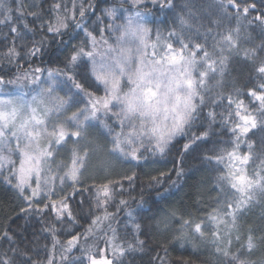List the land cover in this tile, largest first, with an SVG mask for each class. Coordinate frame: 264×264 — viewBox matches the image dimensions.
I'll use <instances>...</instances> for the list:
<instances>
[{
	"label": "snow or ice",
	"instance_id": "6c2138e0",
	"mask_svg": "<svg viewBox=\"0 0 264 264\" xmlns=\"http://www.w3.org/2000/svg\"><path fill=\"white\" fill-rule=\"evenodd\" d=\"M216 3L220 17L202 37V25L180 17L179 30H157L153 38L149 13L141 8L148 7L146 0H131L136 10L120 23L117 9L104 8L95 27L89 20L95 0H0V65L15 69L12 79L0 75V183L21 199L22 212L52 217L42 229L52 241L43 258L35 242L21 246L4 229L0 264H134L145 253H151L149 264H169L168 243L203 246L212 264H264V216L259 229L244 222L253 207L264 208V0ZM151 5L172 7L171 0ZM52 43L64 53L63 67L35 66ZM237 63L248 67V83L243 89L233 83L226 92ZM81 67L88 86L77 79ZM58 83L68 87L67 98L57 95ZM6 85L17 87L7 92ZM90 128L110 137L108 153L133 167L164 157L179 138L186 141L177 152L182 159L197 141L228 136L203 157L218 173L215 203L202 216L173 209L152 217L166 242L157 245L160 251L149 248L122 198L123 182L86 178L89 162L103 151ZM175 174L182 176L183 169ZM165 175L153 176L149 186L162 184ZM123 179L132 187L135 173ZM85 199L87 226L73 231L80 218L72 201L82 209ZM121 210L131 223V240L116 227ZM61 229L68 235L63 242Z\"/></svg>",
	"mask_w": 264,
	"mask_h": 264
},
{
	"label": "trees",
	"instance_id": "16d2710c",
	"mask_svg": "<svg viewBox=\"0 0 264 264\" xmlns=\"http://www.w3.org/2000/svg\"><path fill=\"white\" fill-rule=\"evenodd\" d=\"M41 3L42 0H36ZM96 12L90 15V23L95 27V18L101 15L104 8L117 9V23H120L122 15H126L128 11H135L131 0H95ZM147 8L141 6L142 10L149 13L147 26L152 30L153 38L157 30L166 34L169 29L176 28L179 30V18L192 17L196 25H202L200 28L201 37L205 29L210 26L211 21L220 17L216 0H171L172 7L160 8L151 5V0H146ZM127 10V11H126ZM31 20V17L28 18ZM111 22V21H106ZM225 24L228 22L225 21ZM234 23V22H233ZM3 29V32H6ZM107 35V32H105ZM254 36L256 33L253 34ZM197 37V38H201ZM5 45L0 44V51H3ZM64 53L56 43H52L48 49V53L41 59H35L34 65L56 68L63 67ZM24 68H28L25 61H20ZM5 79L14 77L15 69L12 66L0 65ZM46 74V73H45ZM45 74H42L44 76ZM77 79L88 86L86 79L87 70L84 67L76 70ZM63 79V77H61ZM235 83L241 89L248 83V67L243 63L234 64L229 70V76L225 83V91H231V85ZM15 85H6L4 90L7 92L15 91ZM29 88L35 87L28 85ZM64 85L59 92L64 91ZM90 91L97 95L102 94L97 92L95 88H89ZM82 103V104H81ZM80 107H83V102ZM198 131L197 129H194ZM217 133L219 128L215 129ZM251 135V134H250ZM89 137L103 146V158H100L96 153L88 165L86 178L97 183L106 180L122 181L125 190L122 198L128 200L130 209L134 210L133 215L142 225L140 239L145 240L149 248H157V245L162 241L166 242V238L156 232L152 217H162L166 212L173 209L180 211H189L193 215L202 216L209 205L215 203L217 196L216 192V177L218 173L211 166L204 162L203 157L210 154L215 147L216 142L223 138L228 139V136L220 137L218 135H210L206 141H197L187 153H183V158L177 156V152L181 149L182 143L186 142L184 138H179L180 143H176L175 148L164 157H153L144 167H133L128 161L113 156L108 153L107 149L111 147L110 138L102 133L101 129L90 128ZM257 143L260 137L254 138ZM243 150V146H242ZM106 165L105 168L100 166ZM100 165V166H99ZM177 168L183 169V175L176 176ZM166 173L160 177L162 184L149 186L153 176H159V173ZM135 173L136 179L134 185L129 187L130 182L123 179L127 175ZM173 181L175 183H173ZM141 197H143V206L141 207ZM120 197L118 196V199ZM23 202L17 194L10 190L9 187L0 183V232L8 229L14 236V239L21 246L31 247L35 242L40 250L41 258L45 255L44 245L51 247V237L42 229L52 223V217L48 215L40 216L34 212L26 213L21 211ZM73 209L80 218L79 225L72 229L73 231H83L87 226L89 209L88 200L85 199V204L81 209L76 200L72 201ZM114 206H110V211H114ZM264 216V208L259 206L253 207L245 217V223H250L260 228L262 225L261 217ZM119 223L116 225L122 239H132V228L129 218L123 210L118 213ZM128 225L126 228L125 225ZM59 239L63 242L68 238L66 232L62 229L58 232ZM103 245V241H100ZM168 262L169 264H212V257L205 249L200 246L199 249H194L192 245L185 244L183 247L173 243H168ZM7 246H5L6 248ZM158 251H160L157 248ZM79 255V253H77ZM151 253H145L143 258L137 256L134 264H149Z\"/></svg>",
	"mask_w": 264,
	"mask_h": 264
},
{
	"label": "rangeland",
	"instance_id": "374dc122",
	"mask_svg": "<svg viewBox=\"0 0 264 264\" xmlns=\"http://www.w3.org/2000/svg\"><path fill=\"white\" fill-rule=\"evenodd\" d=\"M122 22V21H121ZM41 79L43 80V79H46V74L44 75V76H42L41 75ZM60 79H62V78H60ZM62 87V84H57V95H59V96H61V97H64V98H67L66 97V93H68V87H66V86H64V93L63 92H59V90H60V88ZM73 99H76V97H73ZM84 103V102H83ZM82 104V103H81ZM83 106H84V104H83ZM110 138V137H109ZM98 155H99V157L100 158H103V154H102V151L101 152H98L97 153ZM102 165H103V162H102ZM100 166V165H99ZM101 168H102V166H100Z\"/></svg>",
	"mask_w": 264,
	"mask_h": 264
}]
</instances>
